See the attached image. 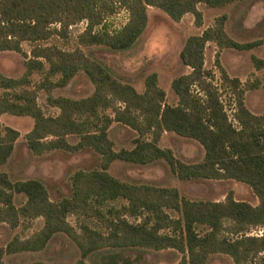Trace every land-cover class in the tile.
<instances>
[{
    "label": "trees",
    "instance_id": "obj_1",
    "mask_svg": "<svg viewBox=\"0 0 264 264\" xmlns=\"http://www.w3.org/2000/svg\"><path fill=\"white\" fill-rule=\"evenodd\" d=\"M237 1L243 0H0V51L23 53V42L33 46L31 56L25 53L22 77L0 71V118L5 113L31 116L34 126L26 138L37 155L91 148L102 158L100 169L75 173L73 195L58 201L51 199L40 180L13 181L0 171V222L17 228L36 218L44 220L31 236H15L0 247V264H5L6 253L43 250L59 233L78 246L82 258L75 264H88L85 258L98 251L115 257L129 249H175L182 254L176 264H208L216 253L229 255L234 264H264V232L250 234L252 229L264 228V113L250 111L245 103L247 87L230 76L220 60L224 48L251 50L262 40H234L225 29L226 14L202 33L189 36L180 57L191 71L172 81L176 104L167 102L156 72L147 75L140 92L80 48L64 51L39 44L85 21L80 45L127 50L146 29L149 6L160 8L175 21L192 13L195 23L202 26L199 4L218 8ZM121 8L128 11V19L111 29L108 19ZM208 42L219 48L215 59L219 81L214 70L205 67ZM252 60L257 69L264 68L263 58L253 55ZM81 71L94 85L91 95L78 99L52 95L55 87L67 85ZM35 72L44 74L40 89L46 90L50 105L59 114H46L38 103L37 90L29 88ZM55 76H59L57 80H53ZM227 95L234 105L232 116L223 99ZM113 122L135 131L134 147L115 149L109 136ZM166 131L197 140L205 149L203 160L185 163L171 148L162 147ZM71 135L78 137L77 143L68 140ZM19 136L18 130L3 126L0 119V165L13 154ZM115 160L140 165L163 160L180 179H235L253 189L259 204L237 200L232 191L222 201L191 200L175 187L124 182L108 172ZM16 195L25 196L23 204H16ZM111 200L124 202L107 205ZM71 215L82 220L79 231L69 221ZM86 220H94L97 226Z\"/></svg>",
    "mask_w": 264,
    "mask_h": 264
},
{
    "label": "rangeland",
    "instance_id": "obj_2",
    "mask_svg": "<svg viewBox=\"0 0 264 264\" xmlns=\"http://www.w3.org/2000/svg\"><path fill=\"white\" fill-rule=\"evenodd\" d=\"M198 8L203 13V25L195 23L192 13H187L180 21L173 20L166 12L155 6L148 7V24L137 40L127 50H112L107 46H82L79 35L84 31L86 22H80L69 27L64 34H54L48 40L39 44L42 47H55L64 51L80 48L87 56L105 64L122 82L135 86L142 92L147 75L156 72L159 84L166 90L167 102L176 104L178 97L172 87L175 77L189 73L191 68L186 66L180 57L182 48L191 35L200 34L215 23L217 17L226 14V32L239 42L262 40V43L251 50H237L224 48L220 52L222 66L232 77L241 80L243 87H247L245 103L255 114L264 113V68L257 69L252 56L264 59V0L237 1L222 7L212 8L201 3ZM128 19V11L118 10L109 19L111 29L119 28ZM59 28V25H53ZM24 52L0 51V71L6 76L20 78L26 72L27 56L32 55L33 46L28 42L22 43ZM215 42H208L205 49V67L214 70L217 81L220 72L215 65L217 51ZM27 53V56L25 55ZM59 76L53 77L57 80ZM44 74L35 72L30 78V89H36L38 103L48 115L59 114V109L52 107L48 101V93L40 89ZM252 84L256 86L252 87ZM252 88H249V87ZM94 92V85L85 74L77 73L71 81L62 87H55L52 95L67 96L74 99L83 98ZM223 99L226 109L232 116L233 101L227 95ZM109 114L113 115L111 110ZM3 126H10L20 132L15 143L13 154L7 163L0 165V171L6 172L13 180L37 179L48 189L52 200L58 201L73 195V178L78 171H92L100 169L102 158L91 148H84L76 152L56 149L37 155L28 146L26 134L34 126L31 116H17L5 113L1 116ZM109 136L114 141L116 150L134 147L133 139L136 133L122 123L113 122L109 129ZM71 143H77L78 137L69 136ZM160 145L171 148L177 158L185 163L201 162L205 155L204 147L195 139L187 138L166 131L163 133ZM108 172L115 178L129 183H145L160 187H175L180 194L191 200H225L232 191L237 200L247 201L253 205L259 204V198L246 183L235 179H180L174 174L166 161L140 165L122 160H115ZM26 200L24 195H16L19 206ZM122 200L108 201L107 205H120ZM134 220L133 218H130ZM69 221L80 230V223L76 216L71 215ZM81 221V222H80ZM87 221V220H86ZM92 226H97L94 220H88ZM44 225L43 218H36L30 223L12 228L5 222H0V247H5L15 236L24 239L40 230ZM263 227L252 229L250 234L261 235ZM114 256L103 251L95 252L85 258L88 264H111L114 261L123 264H176L182 254L175 249L139 250L129 249L115 253ZM81 252L72 238L64 233L56 234L43 250L20 251L6 253L3 256L5 264H34L43 261L47 264H75L81 259ZM208 264H234L233 259L224 253L210 256Z\"/></svg>",
    "mask_w": 264,
    "mask_h": 264
}]
</instances>
